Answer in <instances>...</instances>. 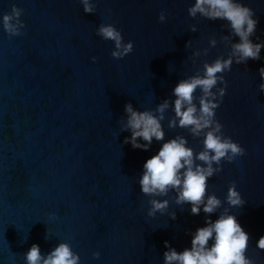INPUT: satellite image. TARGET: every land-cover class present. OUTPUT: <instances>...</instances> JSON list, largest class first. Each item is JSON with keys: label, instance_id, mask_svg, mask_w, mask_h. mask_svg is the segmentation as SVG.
<instances>
[{"label": "water", "instance_id": "water-1", "mask_svg": "<svg viewBox=\"0 0 264 264\" xmlns=\"http://www.w3.org/2000/svg\"><path fill=\"white\" fill-rule=\"evenodd\" d=\"M241 2L255 11L256 36L264 40V0ZM93 3L95 14H85L79 0H0V17L15 5L25 25L17 37L0 27V264H25L32 244L46 253L60 242L71 245L80 264H163L164 241L182 251L190 247L189 233L204 226V213L190 215L171 192L165 214L147 215L151 197L140 193L138 180L160 144L154 141L147 152L133 149L123 142L130 133L121 132L118 121L126 103L154 111L178 80L227 57L224 22L190 18L193 0ZM101 23L114 24L133 51L113 59V43L96 35ZM213 38L217 45L210 48ZM204 49L208 54L193 63V52ZM260 67L264 59L233 64L223 74L227 90L216 118L246 154L223 163L207 189L223 201L235 183L245 204L230 212L250 236L246 255L255 264H264V250L255 247L264 235ZM165 115L166 140L180 134L195 151L202 149L186 130L168 129L172 113Z\"/></svg>", "mask_w": 264, "mask_h": 264}, {"label": "clouds", "instance_id": "clouds-1", "mask_svg": "<svg viewBox=\"0 0 264 264\" xmlns=\"http://www.w3.org/2000/svg\"><path fill=\"white\" fill-rule=\"evenodd\" d=\"M79 2L85 14H95L93 0ZM187 13L193 19L199 15L205 20L224 22L228 35L220 39L229 48L227 57L218 56L210 63L204 62L202 69H198L194 75L178 80L170 97L163 99L154 111H140L132 103H126L124 116L118 121L120 131L130 133L123 142L133 149L147 152L154 141L160 144L158 151L144 162L138 180L140 193L151 197L148 201L149 217L167 212L170 201L165 197L170 192L174 193L175 205L189 206L190 215L204 213V226L189 233L190 247L177 251L168 241H164L166 251L163 252V264H255L246 255L250 236L238 222L237 216L230 212V209L241 208L245 204L235 183L229 184L223 201L215 194H209L207 189L208 181L222 171L223 163L231 164L237 157L246 154L239 143L225 135L224 126L216 118V110L227 90L223 74L231 71L233 64L264 59L261 57L264 40L256 36L259 18L241 0H193ZM22 14L23 9L13 5L9 13L0 17V27L9 37L22 35L21 29L25 27L20 19ZM158 20L165 22L164 12L160 13ZM190 31L196 32L197 28L192 26ZM96 35L113 43V59H123L133 51V43H125L121 31L114 24L101 23ZM208 44L214 48L217 40L209 39ZM189 45L190 41L185 47ZM202 54L206 56L208 49H204L203 53L193 52V63ZM92 61L95 63L96 58L92 57ZM258 74V91L264 94V67L258 69ZM169 111L172 115L168 117V129L186 130L193 139L201 141L200 151L188 146V140L183 135L165 139L162 122ZM221 208L223 210L218 211ZM214 214L217 218L212 220ZM169 218L175 220L176 213H169ZM44 238L50 239L48 231ZM255 247L264 250V235L259 237ZM23 256L25 264H80L79 255L73 252L70 244L63 242L46 253H42L39 245L32 244ZM99 257V252L92 254L93 259Z\"/></svg>", "mask_w": 264, "mask_h": 264}]
</instances>
